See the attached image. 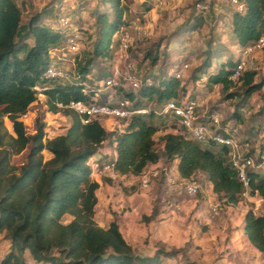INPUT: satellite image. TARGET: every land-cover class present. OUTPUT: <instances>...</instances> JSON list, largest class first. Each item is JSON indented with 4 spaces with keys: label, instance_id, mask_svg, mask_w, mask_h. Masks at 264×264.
Segmentation results:
<instances>
[{
    "label": "trees",
    "instance_id": "16d2710c",
    "mask_svg": "<svg viewBox=\"0 0 264 264\" xmlns=\"http://www.w3.org/2000/svg\"><path fill=\"white\" fill-rule=\"evenodd\" d=\"M243 1L245 12L232 8V30L241 48L264 35V0ZM87 8V3L79 5L81 10ZM127 11V0H96L91 11L96 36L83 56L76 55V72L67 81L46 75L54 61L52 48L66 40V33L60 27L42 23L45 11L36 12L24 23L17 0H0V232L4 231L11 242L10 251L0 264H33L26 252L37 264H161L164 257L172 255L173 251L165 248H158L153 255L137 253L116 218L106 227L95 220L100 183L94 179L89 161L106 142L116 151V170L125 177L139 175L151 163L168 164L178 159L179 180L196 181L198 173L206 174L213 191L227 205L240 203L246 191L252 197L264 199V169H249L247 189L231 162L227 145L199 142L179 127L176 115L160 113L169 100L187 94L182 79L174 74L158 75L157 82L144 85L138 97L132 91H124L135 106L146 108L156 94L160 108L132 115L123 131L109 130L97 119L85 123V116L70 106L73 101L103 102L85 89L91 84L90 74L99 62L112 63L119 35L129 26ZM203 22V14H195L191 29H198ZM222 53L208 52L193 78L198 81L200 76L196 73L205 72L208 85H222L227 97H238L237 106L247 105L253 94L263 89L264 81H256L255 68L243 74L240 84L233 82L230 76L239 58L222 61L211 72L214 59ZM147 55L151 65H156L159 52ZM37 84L48 87L45 91L48 110L69 120L66 133L47 139V124L41 118L37 119L36 132H27L23 115L37 100L34 90ZM233 87L239 90L229 92ZM259 112H264V95ZM157 116L164 118L163 128L154 123ZM6 119L12 123L11 130ZM161 129L164 132L159 149L155 136ZM26 150V159L19 165L13 163V157ZM45 150L53 154L48 161ZM263 154L262 150L259 162ZM161 178L165 179V174ZM66 215L72 216L67 223ZM244 225L248 241L264 258V214L257 215L249 208Z\"/></svg>",
    "mask_w": 264,
    "mask_h": 264
},
{
    "label": "rangeland",
    "instance_id": "374dc122",
    "mask_svg": "<svg viewBox=\"0 0 264 264\" xmlns=\"http://www.w3.org/2000/svg\"><path fill=\"white\" fill-rule=\"evenodd\" d=\"M204 1L186 0V3L183 4V0H175L174 2L165 0V4L172 5L171 7L175 11L171 12L166 19L163 17L162 20H158V16L161 15L158 10L147 17L145 16L149 13L147 2L138 4L133 9L127 0L126 19L129 23V29L135 31L130 57L136 61L142 74L153 75L155 79H158V75L166 72L168 75H173L179 64L188 63L190 68L184 72L182 79L187 94L200 102L199 110L201 113L218 114L225 125L236 128L238 141L241 144L250 143V155L258 163L259 154L264 150V112H259L263 106L264 87L253 94L246 103L247 105L237 106L238 97L236 95L227 97V93L222 91L220 84L217 86L208 85L205 72L198 71L196 73L200 76L198 81L193 78L197 67L204 62L208 52L212 50L223 51L220 56L214 59V65L210 69L212 72L222 61L238 58L241 49L232 30L233 9L230 4L221 0H208L211 4L208 11H196L197 2L202 3ZM17 2L22 8L24 23L31 15L40 11H45L42 23L49 27H59L58 18L65 13L72 16L74 24L82 32L79 51L70 50L66 40L61 45L53 47L52 51L54 61L68 73L67 79H65L67 81L73 79L76 72V55L83 56L89 43L96 36L94 18L91 14L96 0H17ZM85 3H87L88 8L79 9V5H85ZM57 5L59 6L56 7ZM195 14H203L204 22L198 29L193 30L191 23ZM136 25L145 27L148 34L139 36L134 27ZM117 46L118 43L115 48ZM157 51L160 54L159 60L156 65L152 66L147 54H154ZM115 57L116 55H114L112 63L101 61L94 68L89 79L92 85L98 87L107 78L104 72L113 70L116 64ZM257 71L256 81H264V55L257 60ZM238 90L239 88L233 87L229 92ZM139 93L140 90H137L135 97H138ZM143 100L148 101V97H143ZM156 101L157 95L155 94L150 107L147 109L152 107L159 109L160 105ZM29 111L30 116L24 118L29 134L36 132V123L39 118L49 121L46 127L47 139L63 134L67 125L70 124L69 120L67 121L62 114L50 112L45 100H39ZM234 112H237V116H234ZM163 121L164 118L161 116L154 119V123L161 128L164 125ZM6 124L11 130L12 123L9 119H6ZM54 124L59 125V127L52 128ZM104 125L107 128L110 127V124L105 123ZM163 132L164 129H161L155 136L159 149L162 147L160 136ZM256 146L260 152H257ZM27 152L28 150L14 156L13 163L21 164L26 159ZM44 156L45 160L48 161L50 151L45 150ZM164 163L170 173L176 174L173 163ZM195 180L202 187L197 196L187 195L182 183H178L174 190L168 189L163 178L153 181L150 188L146 190L140 188L136 177L113 181L110 183L113 188L112 193L119 197L114 200L115 203H107L101 194V201L96 208L94 218L98 224L104 227L110 224L111 219L116 218L121 222L123 219L125 221L133 219L138 231L129 233L124 228L123 232L137 253L153 255L158 248H165L167 251H173V253L170 257H164L161 264H173L175 260H179L177 261L178 264H188V255L193 250L191 246L196 241L205 242L208 236L213 237L218 234L220 224H224L226 221L228 224H224L226 225L224 227L221 226V229L230 231L233 225L230 223V219H224L230 215L231 211L235 210L230 205L225 204L220 195L213 194L206 174L198 173ZM210 196L213 197V203L219 205V214L215 217L212 215L208 201ZM249 196L243 195L244 208H253L258 214H264V202L261 204V202L250 200ZM71 219V215H66L64 222L67 223ZM174 227H177L176 233H171L170 229ZM10 248L11 242L6 233L0 232V260L10 251ZM217 253L222 256L225 251ZM25 255L33 264H37L29 252H26Z\"/></svg>",
    "mask_w": 264,
    "mask_h": 264
},
{
    "label": "built area",
    "instance_id": "2783aa9c",
    "mask_svg": "<svg viewBox=\"0 0 264 264\" xmlns=\"http://www.w3.org/2000/svg\"><path fill=\"white\" fill-rule=\"evenodd\" d=\"M231 7L238 12L246 11V4L243 0H225ZM210 4L206 2L198 3L197 9L200 11H208ZM59 27L66 33V43L70 50L79 51V44L82 38L80 28L74 24L72 16L66 13L58 18ZM139 36L148 34V30L140 25L134 26ZM134 33L128 27L123 28L118 38V46L113 53L116 55V64L111 70V74L107 76L99 85L95 87L88 84L86 91H92L95 97L103 102L85 103L81 101H73L70 106L84 115L85 123L97 119L99 121L110 120L109 130L123 131L127 125V121L134 114L147 113L146 107L135 106L134 100L124 95V91L136 92L141 90L144 85H152L157 82L153 75L142 74L138 69V64L130 57V49L134 41ZM53 53V51H52ZM264 53V35L257 41L246 45L239 50V62L230 79L240 84V78L247 70L257 68V60L259 54ZM54 55V54H53ZM120 64V65H119ZM122 65V66H121ZM190 68L188 63L179 64L174 71V75L184 78V72ZM46 75L50 78H67L66 73L57 62L53 61L47 68ZM48 87L37 84L34 86L38 102L46 100V89ZM122 89V91H120ZM199 101L192 99L188 94L182 95L179 99L169 100L160 110V113H173L179 118L178 125L183 128L189 135L199 142L206 143L209 141L227 145L230 149V158L233 166L238 170L239 178L245 187H249V169H264V154L262 161L256 163L251 155H249L250 143L241 144L236 136L237 129L224 125L218 114L201 113ZM30 111L23 115L28 118ZM179 128V129H180ZM111 149V148H110ZM116 151L100 152L93 156L89 161L94 176L106 177L112 181L122 178L136 177L141 189L150 188L153 181L161 178L165 174L166 186L170 190H174L178 183L183 184L184 191L189 196H197L201 192L202 187L197 181L179 180L178 174L169 172L168 167L163 161L149 164L139 175H131L125 177L116 170ZM248 196V191L244 193ZM212 215L215 217L219 214V205L210 204Z\"/></svg>",
    "mask_w": 264,
    "mask_h": 264
},
{
    "label": "crops",
    "instance_id": "0c3cea01",
    "mask_svg": "<svg viewBox=\"0 0 264 264\" xmlns=\"http://www.w3.org/2000/svg\"><path fill=\"white\" fill-rule=\"evenodd\" d=\"M130 2V7L134 9V6L147 2L148 7L150 8L149 13H147L145 16H149L151 13L155 12L158 10L161 15L158 16V20H162L164 17L165 19L167 16H170L171 12L175 11L171 6L168 4H165V0H128ZM174 2L175 0H170ZM182 1V0H180ZM223 2H226L225 0H221ZM186 3V0H183V4ZM57 5L56 7H58ZM153 8H152V7ZM152 8V9H151ZM264 53L259 54V57H263ZM219 85V84H217ZM215 85V86H217ZM37 102H34L32 106H34ZM31 106V107H32ZM65 117V116H64ZM65 119L68 121L67 117ZM46 124L49 122L47 119H45ZM102 124H110V120L106 121H101ZM59 125L54 124L52 125V128H58ZM69 125L66 127V131L68 129ZM109 129V128H108ZM66 131L64 133H66ZM168 131H177L176 129H170ZM63 133V134H64ZM51 138V137H50ZM108 143H105L103 147L99 149L100 152H109L110 146L107 145ZM257 152H260V149H258V146L255 147ZM264 151V150H263ZM53 157V154L50 152V158ZM178 159H175L172 163L175 167V172L177 174V165H178ZM94 176V175H93ZM94 179H96L100 183V187L97 190V196H98V204L101 201V194L103 195L104 200L107 201V203H115V199L118 198V195H115L112 193V186L111 182L107 181L106 177H101V176H94ZM108 182V183H106ZM106 183V184H105ZM211 190L213 194L217 195L213 191V185L209 181ZM205 192V190H204ZM207 192V191H206ZM250 200L256 201L258 203L261 202V204L264 202V199L259 198V197H252L249 196ZM213 197L210 196L209 198V204L213 203L212 201ZM243 201L236 205H230L233 207L235 210L230 212V215L228 217H225L224 220L230 219V223L233 225V227L230 229V231H227L225 229H221V226L224 227L228 224L227 221L224 224H220V230L218 234L214 235L213 237L208 236L207 241H196L194 245L191 247L193 250L189 253L188 255V264H264V258L262 252H260L258 249H256L247 239L246 234H245V225H244V217L245 213L248 209H245L243 206ZM97 204V207H98ZM229 206V207H230ZM96 207V208H97ZM255 213L258 215V212L255 211ZM262 214V213H260ZM125 218V217H124ZM222 220V219H221ZM110 221H113L111 219ZM120 229L124 235L123 229H127L129 233H135L138 230L136 229V224L134 220L128 219V221L125 219L122 220H117ZM100 225V224H99ZM102 226V225H101ZM177 230V227H174L170 229L171 233H176L175 231ZM211 232V229H210ZM125 236V235H124ZM127 241L129 242L128 238L125 236ZM228 239V240H227ZM130 243V242H129ZM169 250V249H168ZM219 251H225V253L221 256V254H218L217 252ZM178 257H180L178 255ZM177 261L175 260V263L173 264H178ZM186 264V263H185Z\"/></svg>",
    "mask_w": 264,
    "mask_h": 264
}]
</instances>
